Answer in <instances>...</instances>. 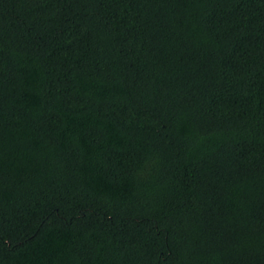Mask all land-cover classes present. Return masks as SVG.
<instances>
[{"label": "trees", "instance_id": "trees-1", "mask_svg": "<svg viewBox=\"0 0 264 264\" xmlns=\"http://www.w3.org/2000/svg\"><path fill=\"white\" fill-rule=\"evenodd\" d=\"M0 264H264V0H0Z\"/></svg>", "mask_w": 264, "mask_h": 264}]
</instances>
